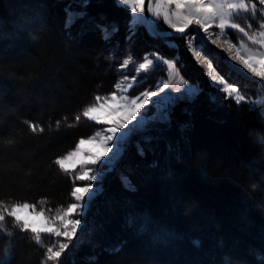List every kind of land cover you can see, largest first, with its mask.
Here are the masks:
<instances>
[{"label":"trees","instance_id":"trees-1","mask_svg":"<svg viewBox=\"0 0 264 264\" xmlns=\"http://www.w3.org/2000/svg\"><path fill=\"white\" fill-rule=\"evenodd\" d=\"M7 1L0 0V209L56 212L77 186L56 160L96 130L81 112L114 91L124 56L166 47L134 32L118 0H38L44 16L33 29L24 26L35 12L13 14ZM177 52L201 92L174 107L171 129L140 142L143 155L126 153L122 166L136 190L108 178L56 259L28 231L0 228V264H264V158L249 138L264 129L262 110L226 98L187 51Z\"/></svg>","mask_w":264,"mask_h":264},{"label":"rangeland","instance_id":"rangeland-1","mask_svg":"<svg viewBox=\"0 0 264 264\" xmlns=\"http://www.w3.org/2000/svg\"><path fill=\"white\" fill-rule=\"evenodd\" d=\"M7 2L13 14L19 10L36 13L32 14L36 18L30 24L25 25L24 29L35 28L38 26L41 16H44L43 8L38 3V0H8ZM118 2L130 9L131 19L129 27L135 30L134 32L146 30L151 36L161 37L163 39L161 40L162 45L170 50L175 49L176 53L168 56L166 48L165 50L157 47L141 57L127 54L123 57L121 64L117 66L119 78L114 91L105 97L97 98L92 105L81 112L83 118L96 124V130L90 137L81 139L86 141V143L80 144V140L73 150L60 159L76 151L77 148H80L82 155L85 157L87 155L100 154L102 159L110 158L112 153H104L103 149L98 145L101 141H105L107 136L111 135L108 129L116 127L124 119L125 112L136 105H142L136 113V118L128 121L125 126L119 127L117 136L134 128L141 119L148 120V123L152 125L151 128L145 127L142 130L138 129L130 133L122 146L123 151L120 159L116 162L112 171H106L102 182L99 184L102 188L101 194L105 190L104 184L108 178L116 176L120 179L121 176H126L127 170L125 166H122L126 153L132 148L140 150L142 147L140 142H144V139L148 140L147 144L151 143L153 134H162L171 129L174 119V107L179 103L191 105L200 94L201 89L198 84L188 79L181 70V67L183 68V65H185L182 62V56L177 52L181 49L185 52L187 51L195 61V65L207 78L210 86L218 89L226 98H231L237 103L245 102L251 106H259L264 115V87L254 81L256 78H261L264 82V75H254L241 63V60H246L251 56L252 60L249 63H254L256 70L264 73V0H182L183 6L180 8H177L176 0H153L154 26L158 31H176L173 25L178 24V14L191 17V22L184 29V34L170 36H159L149 30L148 0H143L142 6H137L135 0H129L127 4L124 3V0H118ZM197 3H202L209 10V14L202 17L207 25L206 29L202 28L192 15L194 12L192 5ZM241 3L244 5L242 8L227 7L228 5ZM133 7H136V12L132 11ZM141 7L143 11H141ZM18 18H20V15ZM141 20L144 22L141 23ZM221 21H224L223 29L220 27ZM232 24H236L239 27L232 28ZM191 25L194 27H190ZM240 28L245 31L241 32ZM174 36L179 38L180 44L172 40ZM149 60L151 63H148ZM142 64L145 67H141ZM209 64H211L212 75H209ZM213 76L218 77V79L214 80ZM189 87L200 90L194 99L186 95ZM165 96L171 97V100L167 103L164 102ZM113 97H115V100H113ZM133 101H135V105ZM91 108L97 109L96 112L92 113L97 119H90L85 115ZM165 112L168 115L167 120L152 119ZM87 141H92V143ZM114 142L115 138L112 141H107V146L111 147ZM65 168L67 170L61 169L71 174L77 182V186L74 189L90 183L94 187L97 185V181H80L76 177L84 171H89L91 175H97L101 170L100 163L96 165L76 164L72 166L71 162H68ZM74 203L82 204L83 202H77L73 197L72 202L67 207L56 212H49L39 206L28 205H30L29 211L43 212L52 225L63 231V226L59 223L58 217L63 215L67 208ZM22 205L11 204L0 209V217H3V219H0V228L11 225L13 228L26 230L36 241H46L49 244L47 251L52 248L54 252L60 251L61 243L69 245L79 236L86 221H88V212L91 209L90 206L85 215L81 207L71 217L72 219L80 220L81 223L78 226L76 236L68 240L64 237H57L54 233L33 232L31 228L25 229L23 227L25 218L30 223L36 224L37 227L40 226L41 221L37 217L23 212L20 213V221H17L15 216L10 215L13 208ZM47 255L49 256V252Z\"/></svg>","mask_w":264,"mask_h":264},{"label":"snow or ice","instance_id":"snow-or-ice-1","mask_svg":"<svg viewBox=\"0 0 264 264\" xmlns=\"http://www.w3.org/2000/svg\"><path fill=\"white\" fill-rule=\"evenodd\" d=\"M88 0H85V6L87 5ZM129 0H124V3L127 4ZM135 4L137 6H142L143 0H135ZM176 6L177 8L182 7V0H176ZM194 8V12L192 15L195 17L196 22L200 24L202 28H207V25L202 17L207 16L209 14V10L204 7L202 3H197L192 5ZM227 7L229 8H242L244 7L243 3L241 4H235V5H228ZM136 7H133L132 11L136 12ZM141 11H143V8L141 7ZM70 14V19H71ZM76 15L79 16H84L85 13L80 12ZM143 23L144 21H140ZM191 22V17L190 16H184V15H179L178 14V24H174L173 27L176 29L178 32H183L184 29L188 26V24ZM26 23V22H24ZM21 30L23 29V23L19 26ZM221 29L224 28V21H221L220 23ZM239 27L236 24H232V28H237ZM241 32H244L245 30L243 28L239 29ZM199 50V49H197ZM252 60V57L250 56L246 60H241V63L246 67L249 71L253 72L254 75H264V73L258 72L256 70V66L254 63H249V61ZM148 63H151L149 60ZM141 67H145V65H141ZM171 67V65H169ZM209 75H212L211 72V64H209ZM214 80H217L218 77L213 76ZM167 87V85H165ZM198 88H193L189 87L186 91V95L190 98H195L198 93H199ZM234 91V89H233ZM113 100H115V97H113ZM169 100H171L170 96H165L164 102L167 103ZM133 104L135 105V101H133ZM142 107V105H136L134 108L131 110H128L125 112L124 119H122L119 124L116 127H111L108 129V131L111 133V135L107 136L105 141H101L100 144L98 145L100 148L103 149L104 153L111 152L112 155L108 159H102V156L100 154H92V155H87L86 157L82 155L80 148H77L76 151L70 153L68 156H65L63 159H58L56 160V164L60 166V168L65 169L66 163L71 162L72 166H75L76 164L80 165H87V164H92L96 165L98 163L101 164V170L97 175H91L89 171H84L81 175H78L76 177L77 180L80 181H85V180H90V181H97V185L94 187L91 183L82 186V187H76L74 191L72 192V196L75 198L77 202H83L81 203H74L70 207L67 208V210L64 212L63 215L58 217L59 223L63 226V231L52 225V223L48 220L47 217H45L43 212H36L35 210L29 211L30 205L28 204H23L22 206L15 207L12 209L10 215L15 216L17 221L21 220V215L20 213H27L30 216H35L37 217L41 223L40 226L37 227L36 224L30 223L27 218L23 220V227L25 229L31 228L33 232H47V233H54L57 237H64L67 238L68 240H71L73 237L76 236L78 226L80 225L81 221L77 219H72L71 217L76 214L77 209L83 208L84 214H87L88 209L91 206L92 201L96 198L97 195L101 194L102 188L99 186V184L102 182L104 175L106 171H112L114 165L116 162L120 159L122 155L123 148L122 146L126 142L128 136L130 135L131 132L136 131V130H142L146 127L147 123L149 122L148 120L141 119L139 124H137L134 128L129 129L128 132H125L121 134L120 136H117L118 128L125 126L128 121L136 118V113L139 110V108ZM97 109L91 108L87 113H85L86 116H88L90 119H97V117L93 116L92 113L96 112ZM152 119H163L167 120L168 115L167 113H163L157 117H153ZM115 138L114 144L109 147L107 146V141H112ZM88 143H92V141H87ZM86 141L81 140L80 144H84ZM140 154L143 155V149H140ZM122 184L125 188H127L130 191H135V187L132 185L130 179L127 176H121L120 177ZM0 219H3V217H0ZM198 243V242H196ZM69 245L67 243H61L60 244V251H53L52 248L48 249L49 252V259H56L61 257L62 253L64 252L65 249H67ZM119 247L112 249V251H119ZM90 259L94 260L95 257H90Z\"/></svg>","mask_w":264,"mask_h":264},{"label":"water","instance_id":"water-1","mask_svg":"<svg viewBox=\"0 0 264 264\" xmlns=\"http://www.w3.org/2000/svg\"><path fill=\"white\" fill-rule=\"evenodd\" d=\"M152 2L153 0H148V4H147V10H148V27L149 30L156 35L159 36H170V35H180V34H184L185 30L183 32H178V31H158L155 29L154 26V16H153V7H152ZM190 27H194L193 25H191ZM256 83H259L260 85H262L264 87V82L261 78H256L254 80Z\"/></svg>","mask_w":264,"mask_h":264},{"label":"clouds","instance_id":"clouds-1","mask_svg":"<svg viewBox=\"0 0 264 264\" xmlns=\"http://www.w3.org/2000/svg\"><path fill=\"white\" fill-rule=\"evenodd\" d=\"M250 142L256 149V155L258 158H264V129L250 130L249 133Z\"/></svg>","mask_w":264,"mask_h":264},{"label":"bare ground","instance_id":"bare-ground-1","mask_svg":"<svg viewBox=\"0 0 264 264\" xmlns=\"http://www.w3.org/2000/svg\"><path fill=\"white\" fill-rule=\"evenodd\" d=\"M146 127H147V128H151L152 125H151L150 123H147Z\"/></svg>","mask_w":264,"mask_h":264}]
</instances>
